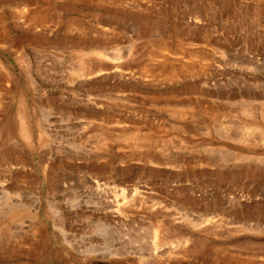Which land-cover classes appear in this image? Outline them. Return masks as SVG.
<instances>
[{
    "label": "rangeland",
    "instance_id": "374dc122",
    "mask_svg": "<svg viewBox=\"0 0 264 264\" xmlns=\"http://www.w3.org/2000/svg\"><path fill=\"white\" fill-rule=\"evenodd\" d=\"M0 264H264V0H0Z\"/></svg>",
    "mask_w": 264,
    "mask_h": 264
},
{
    "label": "bare ground",
    "instance_id": "6f19581e",
    "mask_svg": "<svg viewBox=\"0 0 264 264\" xmlns=\"http://www.w3.org/2000/svg\"><path fill=\"white\" fill-rule=\"evenodd\" d=\"M85 74V73H84Z\"/></svg>",
    "mask_w": 264,
    "mask_h": 264
}]
</instances>
